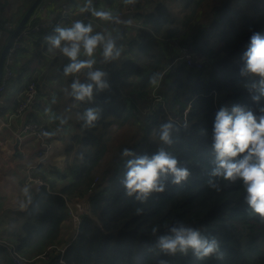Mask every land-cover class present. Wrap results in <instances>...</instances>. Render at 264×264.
<instances>
[{"label": "trees", "instance_id": "obj_1", "mask_svg": "<svg viewBox=\"0 0 264 264\" xmlns=\"http://www.w3.org/2000/svg\"><path fill=\"white\" fill-rule=\"evenodd\" d=\"M82 1L73 0L72 7H80ZM175 1L180 5L178 15L160 1L148 9L146 2L137 0L129 19L139 20L140 26L131 24L128 35L118 36V43L123 45L120 58L104 63L99 51L97 54V66L108 73L110 87L94 91L91 103L77 101L78 115L71 125L66 124L64 111L60 113L53 108L55 121L65 127L66 157L61 165H36L34 174L43 185L9 223L2 224L0 220V240L12 251L30 258L56 245L70 210L64 196L74 199L87 195L88 211L80 216L75 236L62 253V261L52 252L44 264H158L161 259L167 264H264V219L245 202L242 181L233 183L213 178L219 183L220 191L209 188L207 183L214 166L212 129L218 109L225 106L230 111L232 106L239 105L259 115V109L264 107V96L252 99L259 95L251 87L254 78L240 74L250 36L254 32L264 34V0ZM32 2L0 0L3 31L0 51L14 29H6L4 23L15 25ZM113 2L112 13L116 15L125 3L124 0ZM6 7L12 10L7 17L3 14ZM88 15L92 20L86 23H92L96 31L101 30L96 23L106 21ZM56 20L60 22L32 32L30 38L20 39L22 45L13 53V69L19 52L32 54L35 65L19 80L15 98L7 111H0V116L15 110L27 84L42 69L46 74L38 84L39 97L47 99L66 88L70 91L68 88L75 78L63 73L68 58L48 46L45 37L54 35L57 25L70 26L72 18H61L59 7ZM37 22H41L38 15L31 20ZM180 35L184 39L177 45L189 46L192 52L202 55L201 68L196 70L183 62L174 69L166 68V60L173 58L171 40ZM40 50L44 52L46 66L39 58ZM46 75L56 77L59 85L50 88L44 79ZM153 76L158 77L155 85L150 82ZM153 95L160 97L158 103ZM90 106L100 109V118L94 126L87 127L80 117ZM27 120L41 122L39 118ZM170 120L179 131L173 133L174 143L164 147L190 169L186 181L174 185L169 177L166 190L151 193L144 202L126 196L121 181L127 171V160L135 157H122V150L118 158L95 174L106 152L105 129L109 125H123L126 121L140 124V137L126 147L134 149L136 155H151L162 146L160 125ZM44 128L56 137L54 130ZM137 208L143 209L142 213L137 214ZM177 220L199 228L205 236H215L225 258L198 260L191 252L187 256L179 253L167 256L157 249L149 250L156 239L152 228H158L157 235L164 234ZM0 264H13L3 246H0Z\"/></svg>", "mask_w": 264, "mask_h": 264}, {"label": "clouds", "instance_id": "obj_2", "mask_svg": "<svg viewBox=\"0 0 264 264\" xmlns=\"http://www.w3.org/2000/svg\"><path fill=\"white\" fill-rule=\"evenodd\" d=\"M136 2L137 0H124L127 5H134ZM80 11L109 22L113 26L111 31H96L92 23L77 19L70 26L57 25L54 28L55 34L45 39L52 49L68 58L69 62L63 67L64 75H76L71 82L69 95L76 101L91 103L94 91L110 87L108 73L96 67L98 51L104 63L119 59L123 45L118 43L115 33L118 32L119 25H131L132 20L122 19L111 11L96 10L93 0H85ZM242 59L244 63L240 74L254 78L251 87L259 95L252 96V99L259 100L264 96V34L254 32L250 36ZM80 75L85 77L83 81L79 78ZM157 80L156 76L150 77L153 85ZM259 113L256 115L252 110H245L239 105L232 106L230 111L225 106L218 109L212 129L214 166L207 183L209 188L220 191L219 183L213 178L233 183L241 180L245 189V202L254 213L264 219V107L259 109ZM80 118L85 126L92 127L100 118V109L96 106L87 107ZM178 131L179 127L173 121L162 123L159 127L162 146L151 155H136L130 147L122 149V157H135L127 160V171L121 181L126 196L144 202L151 193L164 192L169 177L170 183L174 185L189 178L190 169L181 165L178 158L164 147L174 143L173 133ZM142 211L141 208L136 209L137 214ZM157 232L158 228L153 227L152 234L156 239L149 250L157 249L167 256L178 253L187 256L191 252L198 260L208 257L217 260L225 258V251L215 236H205L199 228L179 220L168 226L166 233L157 235ZM158 264H167V261L161 259Z\"/></svg>", "mask_w": 264, "mask_h": 264}, {"label": "crops", "instance_id": "obj_3", "mask_svg": "<svg viewBox=\"0 0 264 264\" xmlns=\"http://www.w3.org/2000/svg\"><path fill=\"white\" fill-rule=\"evenodd\" d=\"M116 1L120 2V0ZM63 2L71 3L73 7L75 4L73 0H42L41 6L44 8V10L39 13V17L42 21L47 23L48 27L53 24L56 25L58 10ZM50 4L52 6H50ZM93 6L96 10L111 12L115 8L113 0H99ZM6 9L7 14L5 16L7 17L10 10H8L7 7ZM123 19L128 20L129 13H124ZM182 40L183 38L181 35L178 38L171 40V42L174 43V45L171 47L173 58H175L178 54L176 43ZM48 46L50 45L48 44ZM39 52L41 53L39 58L45 62L46 66L44 52L42 50L38 51V53ZM50 53L51 56L54 55V52ZM81 55L83 56V54ZM34 65L35 59L32 57V54L19 52L15 58L13 74L16 72L21 75H27ZM55 69H57V64L55 65ZM43 72L44 71L42 69V71L38 74V76H40L39 83L41 79H43L42 77L44 74H46H43ZM25 76L22 78H25ZM55 78L56 77L54 76H50L48 78L47 75L44 77V79L47 80L48 86L50 88L59 85ZM6 89L7 88H5L4 92L1 94L2 97L0 98V111H7L10 103L15 98L16 93L12 94L9 92V89H7V91ZM53 97L54 94L53 96L51 94L47 99L38 96L35 104L31 107V109L25 112L20 120L11 121L9 126L3 127L0 130V140L6 139V141L2 142V145L0 146V220L2 221V224L9 223L12 220L11 218L14 217L16 211H23L27 202L37 191L34 183H29L26 181L27 166L29 164L35 166L39 164H43L45 166L61 165L66 157L64 145L67 143V136L63 131L65 127L61 126L60 122L57 123L55 121V116L52 111L54 108ZM6 117L7 116L5 115H1L0 121ZM28 118H39L41 120L40 123L44 124V126L48 129L55 131L56 137L52 142V146L50 150L42 157H37L36 155L39 148V141L37 139H35L32 135H25L19 139L16 135V133L20 130L23 121L27 120ZM73 209L74 206L70 205L69 216L63 221L61 233L58 238L59 240L55 242L57 244V248L64 249L75 236L76 230L75 232L73 230V223L75 222L72 213ZM6 251L8 250L6 249Z\"/></svg>", "mask_w": 264, "mask_h": 264}, {"label": "built area", "instance_id": "obj_4", "mask_svg": "<svg viewBox=\"0 0 264 264\" xmlns=\"http://www.w3.org/2000/svg\"><path fill=\"white\" fill-rule=\"evenodd\" d=\"M95 0H93L94 2ZM42 3H40L37 8L34 10L32 13L31 17L27 21V23L24 25V27L21 29V31L18 33V35L15 37L12 45L9 48V51L5 57L4 60V65H3V71H2V76L0 79V94L4 92L8 80L12 77L14 69V56L13 53L15 52L16 49L22 45V41L20 39L22 38H30L32 32L39 31L47 26V23L45 21L37 22V23H31V20L35 18L37 15L39 16V13H41L44 8L41 6ZM85 4V0H83L80 3V7L73 8L70 3H62L60 5V17H67L72 18V21H75L77 19L79 20H84L85 22L91 21L92 18L88 15V13H82L80 11L81 7ZM134 5H127L124 4L122 8L116 13V16H119L120 18L123 19L124 13H129L132 11ZM60 22V20H57L56 24ZM97 26L101 29H108L111 31L112 25L109 22H100L96 23ZM132 25L134 26H140V21L139 20H134L132 22ZM4 27L8 30H12L15 25L11 22H5ZM118 34H124L128 35L130 32L129 25H119L118 26ZM2 34L3 31L0 28V41L2 40ZM178 48V54L175 58H173L166 66V68L174 69L175 66L183 62L185 63L188 67L194 68V69H199L202 67V55L199 53H194L192 52L191 48L189 46H179L177 45ZM96 67H98L96 65ZM74 78H76V75H73ZM82 81L85 78L83 75H80L79 77ZM39 80L40 76H37L35 79L31 80L22 95V99L20 100L19 104L15 108V110L7 115L5 119H1L0 121V130L3 127L9 126L10 122L13 120H20L25 112L33 106V104L36 102L38 98V93H39ZM154 99L156 101L160 100V97L158 95H153ZM18 138L20 139L22 136L25 135H32L35 139L39 141V148L37 150V157H42L45 153H47L51 146L52 142L55 139L54 135L52 132L44 128V124L38 123L32 120H25L23 121L20 130L16 133ZM6 141V139L0 140V146L2 145V142ZM35 165L29 164L27 166V176H26V181L27 182H32L34 183L36 189L38 190L41 185H43L42 180L34 174L35 172ZM95 183L92 182V185ZM69 206H76L78 210L74 212L73 218L74 221L76 220L77 222L79 221V217L88 211L89 208V203H88V198L87 195L81 198H74L73 199V204H68ZM70 212V210H69ZM78 227V226H77ZM77 231V229H76ZM0 246H3L5 249H7L8 254L11 256L13 264H44L46 260L49 259V255L54 252L56 255L58 254V258L60 261H62L61 256L62 253L64 252V249L57 248L56 245H50L47 247V250L40 255H38L36 258L33 257L31 260H27L23 257H21L18 253L12 251L11 247L7 245L3 240H0Z\"/></svg>", "mask_w": 264, "mask_h": 264}, {"label": "rangeland", "instance_id": "obj_5", "mask_svg": "<svg viewBox=\"0 0 264 264\" xmlns=\"http://www.w3.org/2000/svg\"><path fill=\"white\" fill-rule=\"evenodd\" d=\"M12 1V0H9ZM141 3L143 4L145 3V7H147L148 9H152L154 4L157 1L162 2L163 4H165L166 6H168L171 9V12L173 14H177L180 11V5L175 1V0H140ZM7 9L4 10V15H6ZM11 14V10L8 12L9 16ZM16 18V16H15ZM181 37L184 39L183 35H181ZM5 38V37H4ZM5 42V41H4ZM177 44V43H176ZM174 45V43H173ZM170 49V48H169ZM167 51L168 48H167ZM173 55V53H171ZM171 58L167 61L166 63L170 62ZM17 75V76H16ZM20 75V76H18ZM26 74H19V73H14L12 75V77L8 80L7 82V86L6 88L9 89V92L12 94H15L20 86V82L19 80L25 76ZM6 89V91H7ZM70 89V87L68 88ZM67 88L65 90L61 89L59 90V93H55L54 97H53V106H55L54 108L58 111V112H65V119L66 120V124L67 125H71L72 120H74V117L78 115L75 106L77 101L71 99L70 95H69V91H66ZM159 101H156V103H158ZM80 103V102H79ZM155 103V104H156ZM154 104V105H155ZM68 117V118H66ZM141 125L140 124H135V123H130L129 121H126L123 125H118L117 123L111 124L109 125L105 130V136L107 137V148H106V152L104 154V156L102 157V159L100 160L99 164L97 165L96 169H95V174L97 175V173H99L101 170H103L106 166H108L112 160H115L116 158H118L119 156V152L125 148L127 145H131L132 143L135 142V140L137 138L140 137L141 133ZM96 177V176H95ZM74 210H78V208L76 206H74V209L72 211V213L74 214ZM79 221H80V217H79ZM79 222H77L75 220V222L73 223L74 226V232L77 229ZM61 249V248H60ZM39 255V254H38ZM38 255L32 256L30 258H26L24 256H21L27 260H31L34 258H36Z\"/></svg>", "mask_w": 264, "mask_h": 264}, {"label": "water", "instance_id": "obj_6", "mask_svg": "<svg viewBox=\"0 0 264 264\" xmlns=\"http://www.w3.org/2000/svg\"><path fill=\"white\" fill-rule=\"evenodd\" d=\"M42 2V0H33V2L29 5V7L26 9L24 14L21 16L19 21L15 24V27L13 31L7 36L3 47L0 51V79L2 76V71H3V65H4V60L5 57L9 51L10 46L12 45L15 37L18 35V33L21 31V29L24 27V25L27 23L29 18L31 17L32 13L34 10L37 8V6ZM117 36H119L118 32L115 33ZM65 201L67 204H73V199L70 196L65 195L64 196Z\"/></svg>", "mask_w": 264, "mask_h": 264}]
</instances>
